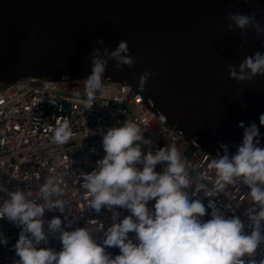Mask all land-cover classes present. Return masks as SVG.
I'll return each instance as SVG.
<instances>
[{
  "label": "clouds",
  "instance_id": "obj_1",
  "mask_svg": "<svg viewBox=\"0 0 264 264\" xmlns=\"http://www.w3.org/2000/svg\"><path fill=\"white\" fill-rule=\"evenodd\" d=\"M228 19V31L235 26L241 30V37L249 29L264 36V25L256 19L255 12H229ZM97 43L103 44V38ZM129 52L128 42L123 39L111 50H91V70L84 79L86 98L80 100L85 109L92 108L97 91L103 87L109 61H115L117 70L135 63ZM228 71L230 78L238 82L264 76V53L248 55L238 66L229 64ZM150 76L149 71L140 75L141 90ZM76 95L79 98V93ZM259 121L264 126V114ZM118 125L103 134V158L96 161L91 172L80 173V187L90 194L87 209L114 212L112 223L99 242L87 227L71 228L73 221L66 212L67 205L61 199L63 189L56 177H48L41 184L35 199H28L19 188L11 191L0 183V192L7 194L0 204V219L7 218L20 228L13 246L19 257L16 264H264V258L256 259L258 249L264 245V147L258 146L260 131L255 122L247 127L240 122L243 138L234 155H229L228 145H219L224 154L218 152L213 162L217 179L211 191H204L206 197H212L237 182L247 185L254 202L247 213L250 232L245 231L240 217L226 218L211 199L207 205L212 209L211 219L203 220L206 206L199 198L191 199L192 182L178 149L168 145L154 152L142 151L141 144L151 143L144 139L143 130L130 120ZM52 131L57 145L68 144L74 136L68 120L57 121ZM158 164L162 171L155 170ZM205 178L204 173L196 177ZM153 200L155 203L149 208L148 203ZM115 208L125 209L129 215L121 219L113 211ZM46 210H59L63 218L53 216L45 221ZM130 233H134V239ZM50 237L60 241L59 251L39 247L48 244ZM0 244L6 245L7 238L0 236ZM107 248H118L119 254L113 257Z\"/></svg>",
  "mask_w": 264,
  "mask_h": 264
},
{
  "label": "water",
  "instance_id": "obj_2",
  "mask_svg": "<svg viewBox=\"0 0 264 264\" xmlns=\"http://www.w3.org/2000/svg\"><path fill=\"white\" fill-rule=\"evenodd\" d=\"M229 12H255L264 25V0H0V87L22 77L84 81L91 50L123 39L135 63L117 70L109 61L102 81L139 91L192 149L197 143L217 154L223 143L234 155L241 121L257 124L264 147V76L238 82L228 71L264 53V36L228 31ZM145 71L151 76L141 90Z\"/></svg>",
  "mask_w": 264,
  "mask_h": 264
},
{
  "label": "built area",
  "instance_id": "obj_3",
  "mask_svg": "<svg viewBox=\"0 0 264 264\" xmlns=\"http://www.w3.org/2000/svg\"><path fill=\"white\" fill-rule=\"evenodd\" d=\"M73 82L83 83L84 91L64 90L58 86L59 81L45 77H22L0 87V183L11 191L19 188L28 199H35L41 184L48 177H56L63 189L61 199L67 205L66 212L73 221L71 228L87 227L99 242L103 232L111 225L114 212L102 209L96 213L87 209L90 194L80 187V173L91 172L96 161L105 155L102 139L107 129L119 126L118 122L130 120L143 130L144 139L151 141L140 145L142 151L154 152L174 145L182 154L188 178L192 182L189 189L191 199L199 198L206 206L203 220L211 219L212 209L207 207L211 199L226 218L240 217L246 225L245 231H251L247 227V213L254 202L250 200L247 185L237 182L216 196L204 195V191L213 189L217 179L213 168L217 154H211L197 143L192 149L187 138L167 124L161 113L149 108L142 94L131 85L103 81L102 89L97 91L93 106L88 110L80 103L81 99L86 98L84 81ZM64 120L70 122L74 136L68 144L57 145L52 140V130L57 126V121ZM219 154L223 155L224 152ZM155 170L162 171V166L158 164ZM200 173L206 174V178L197 180ZM3 199H7V194L0 192V204ZM154 203V200L149 201L148 207L151 208ZM113 211L119 213L121 219L129 215L122 208ZM53 216L63 218L59 210H46L43 219L47 221ZM6 221L7 218L0 219V236L7 238L6 245L0 244V264H16L19 257L13 246L19 238L20 228L10 221L6 227ZM129 236L134 239V233ZM39 247L59 251L61 243L50 237L48 244L42 243ZM106 251L113 257L119 254L118 248H107ZM262 258L264 245L260 246L256 256L257 260Z\"/></svg>",
  "mask_w": 264,
  "mask_h": 264
},
{
  "label": "rangeland",
  "instance_id": "obj_4",
  "mask_svg": "<svg viewBox=\"0 0 264 264\" xmlns=\"http://www.w3.org/2000/svg\"><path fill=\"white\" fill-rule=\"evenodd\" d=\"M64 84H66L65 88H64ZM58 86H60V88L63 87L62 89H64V90H71V91H75L76 90V91H79V92L84 91L83 83L81 84L79 82L59 81Z\"/></svg>",
  "mask_w": 264,
  "mask_h": 264
},
{
  "label": "trees",
  "instance_id": "obj_5",
  "mask_svg": "<svg viewBox=\"0 0 264 264\" xmlns=\"http://www.w3.org/2000/svg\"><path fill=\"white\" fill-rule=\"evenodd\" d=\"M5 225H6V227H8V225H9V222H8V221H6V222H5Z\"/></svg>",
  "mask_w": 264,
  "mask_h": 264
},
{
  "label": "bare ground",
  "instance_id": "obj_6",
  "mask_svg": "<svg viewBox=\"0 0 264 264\" xmlns=\"http://www.w3.org/2000/svg\"><path fill=\"white\" fill-rule=\"evenodd\" d=\"M81 84H82V83H81ZM65 85H66V84H64V88H65ZM67 85H68V84H67ZM62 86H63V85H62ZM69 87H70V86H69ZM62 88H63V87H62ZM75 91H76V90H75Z\"/></svg>",
  "mask_w": 264,
  "mask_h": 264
}]
</instances>
